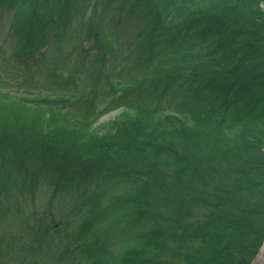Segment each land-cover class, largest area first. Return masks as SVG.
I'll return each instance as SVG.
<instances>
[{"label": "trees", "instance_id": "trees-1", "mask_svg": "<svg viewBox=\"0 0 264 264\" xmlns=\"http://www.w3.org/2000/svg\"><path fill=\"white\" fill-rule=\"evenodd\" d=\"M220 1L0 0L12 56L32 59L26 73L36 68L62 88L56 101L85 102L86 120L118 108L140 114L109 141L144 163L116 169L102 149L80 157L1 128V238L11 236L10 194L46 185L53 196L86 206L75 217L79 230L95 235L109 223L97 245L109 251L116 234L127 253L144 254L132 264L252 263L264 241V0ZM79 73L88 77L87 96ZM169 110L184 120L177 125L170 116L154 131L151 118ZM103 192L116 196L108 208L100 207ZM41 222L28 251L17 245L15 255L0 254V264H27L28 255L42 264L54 251L53 264H71L59 249H91L70 243L64 226L45 239L49 222Z\"/></svg>", "mask_w": 264, "mask_h": 264}, {"label": "rangeland", "instance_id": "rangeland-1", "mask_svg": "<svg viewBox=\"0 0 264 264\" xmlns=\"http://www.w3.org/2000/svg\"><path fill=\"white\" fill-rule=\"evenodd\" d=\"M214 1L215 0H180V5L186 6L187 4L195 5L198 3L213 5ZM223 1L224 0L220 1V3ZM260 8L264 9V5H261ZM8 24L6 18L0 20V48L6 53L13 50L12 42L8 37ZM1 58L2 57H0V110L2 112H0V130L4 128L11 131L10 128H12V130L17 133V136L23 140H45L47 145L52 144L53 147H58L59 149L65 147L66 149H70L72 155L74 154L80 157L87 156L91 158L97 155L99 150L102 149L105 151L104 153L109 155V157L107 155L104 156L108 163L111 162L112 165L110 164V166L116 169L130 170V165H133L134 168H138L140 164L144 165V163H137L135 159L132 158L135 155L130 151L128 152V150H117V152L112 150L111 148L117 149L118 146L117 144H111L109 141L110 136L114 134L116 128H124V125L127 123L126 121L132 120L133 117H139V113H135L134 110L118 108L99 116L93 115L89 120H86L82 117L86 107L85 102L71 104L69 103L71 100H67L70 98L65 95L61 97L65 99V102L56 101L55 99L57 96L55 95L62 90L61 87L49 86L45 82L47 80L46 76L42 78L39 76L37 77L33 71L26 73L22 83L20 79L12 76L19 75L23 77V70L21 69L22 64L18 66L14 59L8 58H3L4 62H1ZM29 63L31 62L27 64ZM2 64H4L5 67ZM29 74L33 76L31 77ZM76 79L78 81L77 83L82 82L81 85L83 88L88 87L89 81L87 78H83V75L82 79ZM110 82L115 83L116 81L111 79ZM105 89L106 86L102 84V86L99 87L97 95L102 94ZM10 102L16 105H9ZM96 105L98 104L96 103ZM98 109L99 108H96L97 111ZM67 115L70 117H66ZM170 116H175L176 120L171 121L177 125L180 124V120H184L180 115H177V113L171 110L168 112L165 111L164 113H156L155 118L150 116L152 117L151 122L158 128V130L154 131H162L163 122L157 121H164ZM142 117L147 118L149 116L145 114ZM87 121L89 124L84 125L83 123ZM121 128L120 130H122ZM199 130L203 129L199 127ZM158 134L159 136L157 138L159 140V137H166L165 134H160L159 132ZM232 134L233 133L230 132L225 133V135L229 136ZM229 139L230 138H225L223 140ZM42 145L46 148V145L41 144V146ZM142 156L143 158L141 159L146 163L147 156L144 154L141 155V157ZM116 161L118 162L117 165ZM105 190L106 192L110 191L108 188H105ZM118 194L120 195L121 193L118 192ZM115 198L114 192H112L111 196L105 193L101 200L100 207L108 208L112 205ZM9 200L12 204V213H10L12 217L8 219L9 233L11 236L6 239L0 237V254H4V257L8 254L15 255L11 251H17L19 249L17 245L23 246V248L28 251V247L33 241L34 234L38 226L40 227L42 223L41 220L48 219L49 227L47 228V237L45 239L51 240L50 237L54 234L52 230H57L64 226L66 231L70 230L69 234H67L70 243L79 242L86 249L91 247L87 255H84L83 252L76 249L77 246L72 248H66L64 246V248L59 249L61 256H63L61 258L63 262L71 261V264H132V261L133 263L136 262L135 259L141 260L142 257L144 258V254L142 256L135 253H127L121 237L116 234L113 235V244L109 251H107L104 246L97 245L96 234L103 232V230L105 231L106 228L110 226L109 223L103 222L99 224L96 227L97 232L95 235L89 228H86L84 231L83 229L79 230L78 228L81 225L75 217L77 214L83 212L86 206L83 203H73V198L70 196H53L48 191L46 185L31 187L24 185L19 191L10 194ZM92 216L93 215L86 214L84 218H90ZM81 217L82 215L80 218ZM0 225L2 227L5 226L4 220H2ZM76 229L79 232L76 233ZM56 252L57 251H54L52 253L53 255L44 254L42 256V264H53L48 259L56 257ZM73 252L74 262L68 259L69 253ZM40 259L36 255H28L26 262L27 264H34V262L41 264ZM254 264L259 263L257 262Z\"/></svg>", "mask_w": 264, "mask_h": 264}, {"label": "bare ground", "instance_id": "bare-ground-1", "mask_svg": "<svg viewBox=\"0 0 264 264\" xmlns=\"http://www.w3.org/2000/svg\"><path fill=\"white\" fill-rule=\"evenodd\" d=\"M263 153H264V148H263ZM259 263V264H264V241L258 251V253L256 254L255 258L253 259L251 264L254 263Z\"/></svg>", "mask_w": 264, "mask_h": 264}]
</instances>
